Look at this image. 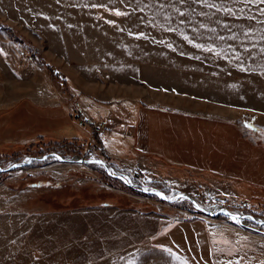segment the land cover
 <instances>
[{
	"label": "rangeland",
	"instance_id": "obj_1",
	"mask_svg": "<svg viewBox=\"0 0 264 264\" xmlns=\"http://www.w3.org/2000/svg\"><path fill=\"white\" fill-rule=\"evenodd\" d=\"M126 99L109 173L79 161ZM27 158L0 171V264H264V223L219 212L264 221V4L0 0V168Z\"/></svg>",
	"mask_w": 264,
	"mask_h": 264
},
{
	"label": "crops",
	"instance_id": "obj_2",
	"mask_svg": "<svg viewBox=\"0 0 264 264\" xmlns=\"http://www.w3.org/2000/svg\"><path fill=\"white\" fill-rule=\"evenodd\" d=\"M120 102L122 104L119 103V105L112 107L114 110L104 109V115H99L109 123L110 127H112L108 130V132L104 133V135L101 136L100 140L101 147L104 150L103 152L105 154L107 153L106 155L108 157H118L119 154L117 155L116 153H119V151L116 146L121 145L122 143L124 144L127 138L126 136H128L130 133L132 135V130H135V127H133L131 124V119L134 118L137 123V120L135 118V113L137 112L132 107L128 108V106L125 105V102H128L127 99L126 101ZM123 111L127 114L126 116L124 115V113H121ZM133 133L135 134V132ZM82 137H85V135H83ZM131 155L132 153H130V156Z\"/></svg>",
	"mask_w": 264,
	"mask_h": 264
},
{
	"label": "water",
	"instance_id": "obj_3",
	"mask_svg": "<svg viewBox=\"0 0 264 264\" xmlns=\"http://www.w3.org/2000/svg\"><path fill=\"white\" fill-rule=\"evenodd\" d=\"M57 157H58L61 161H64V162H73V161H74V159H72V158L64 159V158H61V157H59V156H57ZM44 158H46V157L44 156V157H42L41 159H44ZM32 159H39V158H38V157H34V158H32ZM30 160H31V158H27L25 161H23V162H21V163L14 164V165H12L11 167H9L8 169H1V168H0V171H6V170H9V169H11V168H15V167H20V166L27 165V164L30 162ZM79 161H83V162L85 161V162H87V163H93V162H94V163H100L101 165H103V166L105 167L106 171L109 173V167H108L107 164H106L103 160H101V159H88V160L79 159ZM119 177L125 179L123 176H119ZM150 191L159 194V195H160L163 199H165V200H171V199H169V198H166V197L164 196V194H163L162 192H160V191H157V190H150ZM181 196H183L184 198L189 199V200L195 205V207H197L199 210L208 213L207 210H205V208H202V207L198 206V204H197V203H196L191 197H189V196H187V195H181ZM219 212H222L223 214L228 215V216H234V217H237V218H239V219H245V218H246V219H252V220H254V221L264 223V221H258V220H256L254 217H252V216L243 215V214H240V213H237V212H234V211H230L229 209H227V208H225V207L221 208V210H219Z\"/></svg>",
	"mask_w": 264,
	"mask_h": 264
},
{
	"label": "trees",
	"instance_id": "obj_4",
	"mask_svg": "<svg viewBox=\"0 0 264 264\" xmlns=\"http://www.w3.org/2000/svg\"><path fill=\"white\" fill-rule=\"evenodd\" d=\"M6 28L9 29L10 27H6ZM2 29H4V28H2ZM10 35H12V34H10ZM21 42H23L22 38H18L17 37V43H21ZM36 56L37 55L31 54V53L28 55V57L31 58L32 60L37 61L38 58ZM62 141L63 142H61V141L60 142H55L54 141V143H52L53 145L54 144L58 145L56 147L57 150H53V151L58 152L57 153L58 156H60V155H62V156L67 155L66 153L67 152H70L69 150H72V151H75V152L77 151V153L81 154L80 151L83 149L81 146L87 145V144L91 148L95 149V147H94V144L95 143L94 144L90 143V141L88 139L84 138V137H74V138H69V139H65V140H62ZM88 146H86V148H89ZM106 156L107 155H105L102 152L100 154H98V157L100 159H104L105 161H108V159H106L107 158Z\"/></svg>",
	"mask_w": 264,
	"mask_h": 264
},
{
	"label": "built area",
	"instance_id": "obj_5",
	"mask_svg": "<svg viewBox=\"0 0 264 264\" xmlns=\"http://www.w3.org/2000/svg\"><path fill=\"white\" fill-rule=\"evenodd\" d=\"M74 115L77 119H79L82 122L83 126L91 127L94 132L98 133L97 131L101 128H105L104 124L97 125L96 122H94L90 117L86 116V114L83 111V108L81 105H79L78 102L74 104L73 107Z\"/></svg>",
	"mask_w": 264,
	"mask_h": 264
},
{
	"label": "snow or ice",
	"instance_id": "obj_6",
	"mask_svg": "<svg viewBox=\"0 0 264 264\" xmlns=\"http://www.w3.org/2000/svg\"><path fill=\"white\" fill-rule=\"evenodd\" d=\"M249 2H252V3H261V4H264V0H249ZM210 7H214L215 5H209ZM227 11V10H226ZM117 15H120L121 13L117 12L116 13ZM235 219V218H233Z\"/></svg>",
	"mask_w": 264,
	"mask_h": 264
},
{
	"label": "bare ground",
	"instance_id": "obj_7",
	"mask_svg": "<svg viewBox=\"0 0 264 264\" xmlns=\"http://www.w3.org/2000/svg\"><path fill=\"white\" fill-rule=\"evenodd\" d=\"M12 90V89H11ZM239 219V218H238Z\"/></svg>",
	"mask_w": 264,
	"mask_h": 264
}]
</instances>
